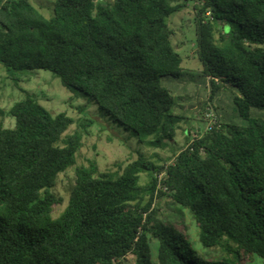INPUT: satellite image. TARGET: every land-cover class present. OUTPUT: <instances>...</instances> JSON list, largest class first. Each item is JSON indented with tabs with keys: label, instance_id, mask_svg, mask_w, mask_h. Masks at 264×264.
Masks as SVG:
<instances>
[{
	"label": "trees",
	"instance_id": "16d2710c",
	"mask_svg": "<svg viewBox=\"0 0 264 264\" xmlns=\"http://www.w3.org/2000/svg\"><path fill=\"white\" fill-rule=\"evenodd\" d=\"M95 1L56 0L48 21L29 0H0V64L53 73L140 144L167 149L189 121L166 83L186 72L167 19L192 1L197 79L212 102L233 89L243 125L220 117L163 166L141 155L121 172L77 168L55 217L54 189L77 164L83 134L66 135L74 120L29 93L10 111L14 128L0 108V264H264V0ZM164 199L188 210L200 245L222 247V258L209 260L162 217Z\"/></svg>",
	"mask_w": 264,
	"mask_h": 264
},
{
	"label": "rangeland",
	"instance_id": "374dc122",
	"mask_svg": "<svg viewBox=\"0 0 264 264\" xmlns=\"http://www.w3.org/2000/svg\"><path fill=\"white\" fill-rule=\"evenodd\" d=\"M48 20L54 17L56 0H29ZM193 2H189L183 11L167 19V25L174 30L173 40L177 52L183 58L184 78L180 81L167 80V85L175 91L177 98H183L182 105L189 121L182 122L177 132L175 144L167 149H154L142 145L130 132L118 127L112 118L106 116L96 104L74 96L67 90L59 77L49 71H8L0 64V108L5 112L2 124L6 129L14 128L16 120L10 115L12 107L23 101L27 93L54 116L66 113L74 120L66 135L76 132L83 134V147L78 153L77 164L60 175L54 194L61 200L53 206V214L58 217L67 207L70 194L75 186L76 170L88 167L96 162L100 172H121L127 165L145 156L157 166H163L174 158L192 139L202 136L211 120L226 119L243 125L238 117L233 101V89L223 86L215 101L210 100V88L205 81L197 79L202 64L197 56V36ZM17 83V85H16ZM209 88V89H208ZM221 114V116H220ZM142 184L150 179L147 174L141 176ZM158 207L163 218L187 231L197 243V247L209 260H217L224 255L223 248L204 249L199 243V228L188 210L172 203L169 199L159 202ZM153 261L157 262L158 242L152 243ZM129 256L125 264H134ZM243 264L251 263L250 260Z\"/></svg>",
	"mask_w": 264,
	"mask_h": 264
},
{
	"label": "built area",
	"instance_id": "2783aa9c",
	"mask_svg": "<svg viewBox=\"0 0 264 264\" xmlns=\"http://www.w3.org/2000/svg\"><path fill=\"white\" fill-rule=\"evenodd\" d=\"M109 1H111V0H96L95 2H96L97 4H100V3H108ZM214 124H215V121L211 120V121L209 122V124H208V128H207V130H208V131L211 130ZM207 130H206V131H207Z\"/></svg>",
	"mask_w": 264,
	"mask_h": 264
}]
</instances>
